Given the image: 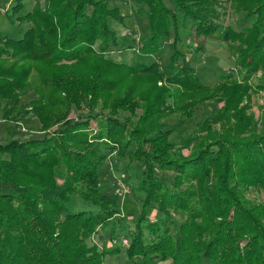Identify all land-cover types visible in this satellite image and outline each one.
I'll list each match as a JSON object with an SVG mask.
<instances>
[{
    "label": "trees",
    "instance_id": "trees-1",
    "mask_svg": "<svg viewBox=\"0 0 264 264\" xmlns=\"http://www.w3.org/2000/svg\"><path fill=\"white\" fill-rule=\"evenodd\" d=\"M166 1L133 0L148 23L139 53L157 54L173 34L168 68L174 76L158 62L129 65L108 56L118 45L111 20H125L108 0H45L24 15V4L13 7L11 23L18 19L29 28L20 39L0 29L1 113L12 124L36 117L44 137L0 145V264H105L111 253L88 242L119 215L100 183L101 168L115 152L144 165L145 197L128 259L264 264V201L248 198L251 190L264 192V112L258 123L244 104L251 90H264V0H227L253 24L224 33L241 82L233 73L215 86L201 83L180 51L179 16ZM169 1L192 21L197 37L219 31L222 0ZM260 70L254 88L250 81ZM30 92L34 100L24 102ZM217 98L224 105L202 124L199 144L187 152L177 148L162 120L192 119L197 106ZM83 106L100 112L59 127ZM122 112L129 113L123 121ZM93 119L98 130L92 135ZM162 171L172 173L169 184L158 176ZM76 193L98 210L70 213ZM154 205L168 218L173 210L185 219L164 221L162 228L149 223ZM145 228L153 242L145 241Z\"/></svg>",
    "mask_w": 264,
    "mask_h": 264
},
{
    "label": "rangeland",
    "instance_id": "rangeland-1",
    "mask_svg": "<svg viewBox=\"0 0 264 264\" xmlns=\"http://www.w3.org/2000/svg\"><path fill=\"white\" fill-rule=\"evenodd\" d=\"M45 0H6L0 2V29L4 35L20 39L29 28L28 24H21L18 19L14 23L8 19L12 14L13 7L19 2L24 4V9L20 15L32 10L34 5L39 2L44 3ZM112 7L120 8L124 23H118L111 20L112 27L118 33V45L110 46L108 56L121 63L129 65L136 64H151L158 62L164 69L167 76H174L175 72L169 70L170 59L173 53L172 42L173 34L169 38H164L160 42V50L153 56H143L139 53L141 44L146 41L148 33V23L145 16L137 13L138 6L133 0H108ZM222 5L219 6L221 17L217 21L220 26L219 31L211 37H197L194 33L193 23L189 19H185L181 12L169 0L167 5L172 8L179 16V25L181 32V43L178 44L191 65L195 68L201 83L206 86H215L219 84L223 77L230 74H235L241 82V77L238 76L239 69L235 65L234 54L231 51V44L224 40V33L228 28L235 30H243L246 27L252 26L253 21L248 20L243 14H238L230 10V5L227 0H222ZM17 18V17H16ZM250 81L255 88L256 84L262 77L261 70L253 76ZM162 83H160L161 85ZM36 97V96H35ZM34 100L32 92L25 96L24 102ZM208 102V101H207ZM248 106L249 114L254 115L255 120L261 123V117L264 112V90H251L250 98L244 102ZM224 105V99L217 98L212 102L203 103L195 108L192 119H186L179 114H174L169 118L163 119L169 130L173 133L170 141L177 148H184L189 151L199 144V136L202 134L200 128L206 119L214 116L216 111ZM194 109V108H193ZM192 109V110H193ZM2 108H0V145H5L12 140H20L27 142L33 139H42L44 133L40 123L36 117H28L23 122L12 124L5 121L2 117ZM100 112L99 108L91 111L84 107L81 110L73 111L67 117L66 122L60 124L59 127H64L68 123L83 120L89 116H95ZM104 114H108L105 111ZM137 117L133 118L137 124L139 117L142 115V110H138ZM129 113H120L118 118L123 121ZM79 119V120H78ZM98 122L92 120L90 124V133L93 135L98 130ZM220 125V126H219ZM221 124H218L217 130L222 132ZM144 165L136 160H130L128 157H123L118 153H113L108 157L106 163L100 171V183L103 193L112 198L118 207L119 215L111 219L103 228H99L98 233L88 242L90 245H96L102 251L111 253L106 256L105 264H140L138 259L130 260L127 257L126 250L129 246L123 245V240L128 239L131 243V236L135 232L137 221L140 217L142 200L145 195L140 191L142 181L144 179ZM158 176L166 182L170 183L173 176L171 172H159ZM61 183V181H60ZM248 198L254 202L264 201V192L251 190L248 193ZM70 213L78 212H96L98 209L84 202L78 193L74 194L70 203L67 205ZM172 216L166 217L161 213L157 206L154 205L149 210L147 221L156 223L163 227V222H170L172 219L183 221L185 216L171 211ZM175 237L178 239L172 227ZM145 241L147 243L155 240V235L151 230H144ZM171 264V260L164 263Z\"/></svg>",
    "mask_w": 264,
    "mask_h": 264
},
{
    "label": "built area",
    "instance_id": "built-area-1",
    "mask_svg": "<svg viewBox=\"0 0 264 264\" xmlns=\"http://www.w3.org/2000/svg\"><path fill=\"white\" fill-rule=\"evenodd\" d=\"M122 242H123V245H124V246H129L128 239H124Z\"/></svg>",
    "mask_w": 264,
    "mask_h": 264
}]
</instances>
